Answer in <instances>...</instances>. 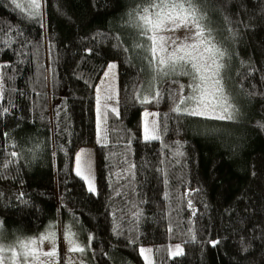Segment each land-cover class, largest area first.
Masks as SVG:
<instances>
[{
  "label": "trees",
  "instance_id": "trees-1",
  "mask_svg": "<svg viewBox=\"0 0 264 264\" xmlns=\"http://www.w3.org/2000/svg\"><path fill=\"white\" fill-rule=\"evenodd\" d=\"M140 3L44 0V14L33 19L0 0L3 227L23 236L62 219L84 244L93 237L95 264H146L143 246L152 247L153 264H264V0H197L225 51L223 83L238 110L231 121L176 114L165 95L152 104L135 98L134 85L154 74L132 47L138 40L131 14ZM111 60L119 68L118 114L109 111L105 147L97 142V96ZM146 109L161 114L159 141L140 138ZM129 142L139 195L116 197L109 173L122 157H109ZM89 144L98 195L75 170L78 148ZM158 167L167 171L166 186ZM176 245L182 254L172 256Z\"/></svg>",
  "mask_w": 264,
  "mask_h": 264
},
{
  "label": "snow or ice",
  "instance_id": "snow-or-ice-1",
  "mask_svg": "<svg viewBox=\"0 0 264 264\" xmlns=\"http://www.w3.org/2000/svg\"><path fill=\"white\" fill-rule=\"evenodd\" d=\"M11 2L22 12L27 10L33 19L43 15L44 0H25L24 3L11 0ZM131 15L138 40L132 47L144 53L143 59L147 60L154 72L147 86L144 82L134 85L135 98L142 104L157 103L164 98V93L167 91L173 102L171 112L218 121L233 120V106L227 102L222 83V70L225 68L222 61L225 51L217 45L212 29L205 22V14L198 7L197 0H141ZM225 19L228 18L225 17ZM41 26L43 27V24ZM181 32L184 33L183 36L178 35ZM0 33L6 34L2 28ZM87 51L91 52V49ZM116 67L115 63H109L104 77L107 78ZM173 77H187L188 82L184 84ZM165 78H170L167 89L162 87ZM2 80L4 76L0 75V81ZM172 85L176 87L172 88ZM4 92L3 83H0V99H5ZM113 100L114 96L110 92L105 95L104 111L101 113V101L97 96V142L105 147L108 146L109 141V130L105 126L109 111L118 114V109L108 103ZM2 111L7 113L9 109L5 107ZM144 116L152 117V119L143 121L140 137L142 141L150 143L161 140L162 132L156 119L161 114L145 110ZM164 116L166 117L167 114ZM3 135L8 136V133ZM164 147L168 146L164 145ZM10 155L15 157L17 153L12 152ZM116 155L122 158L113 165V169L119 170H112L109 173V187L112 188L116 197H127L129 192L139 195L136 193L135 179L137 165L131 159L130 142L124 146L123 152L112 153L109 159ZM176 155L180 156L183 153L177 151ZM76 161V175L86 182L89 193L98 195L91 165L89 164L86 169L82 166L81 154L77 155ZM159 163L163 165L164 159H161ZM156 171L160 173L161 183L166 186V169L158 167ZM121 181L126 182L121 183ZM23 195V193L20 194L21 197ZM188 195L189 192H186L185 196ZM168 196L169 194L165 192L164 198L167 199ZM143 202V200L140 201V203ZM187 203L189 208L194 209L190 199ZM192 214H196L195 210ZM113 215L115 216V212ZM141 215L142 212L134 213L136 219H139ZM2 226L3 221H0V228ZM55 227L54 224H50L46 232L39 236L18 239L11 245H5L0 241V264H62V261L64 264H75L73 256L68 254L79 253L83 257L87 251L91 250L92 236H89L87 244H83L79 242L78 233L73 231L72 226H66L63 239L67 243V252L62 253L57 247ZM120 229L121 225L115 223L113 231L119 234ZM45 241L50 242V250L45 251L41 248ZM217 243L219 241H212L213 246ZM156 251L158 252L159 249ZM152 252L151 248L139 249V254L146 264H153L150 258ZM171 254L172 256L181 255L182 249L176 245ZM80 264H85L84 259L80 260Z\"/></svg>",
  "mask_w": 264,
  "mask_h": 264
},
{
  "label": "rangeland",
  "instance_id": "rangeland-1",
  "mask_svg": "<svg viewBox=\"0 0 264 264\" xmlns=\"http://www.w3.org/2000/svg\"><path fill=\"white\" fill-rule=\"evenodd\" d=\"M19 2L24 3L25 0H19ZM43 10H44V5H43L42 11ZM43 24L45 25L44 20H43ZM178 35L183 36L184 33L181 32ZM109 63H115L117 65V67H116V69L113 70V72L109 73L107 78L104 77V73H103V75H102V77H101V79H100V81L98 83V96L100 97V101H101V104H100L101 113H103V111H104V109H103L104 97H105V95L109 94V92L114 96V100L113 101H109L108 103L118 109V81H119V79H118L119 78L118 61L117 60H111V61H109ZM106 70H107V67H106L105 71ZM153 75L154 74H152L148 79L146 78V80L143 81L145 86H147V83L151 80ZM173 78L178 79L181 83H184V84H186L188 82V78L187 77H173ZM169 79L170 78H165V82L162 85L163 88H165V89L169 88V84H168V80ZM222 83H223V80H222ZM171 87L175 88L176 85H172ZM223 87H224V95L227 98V102L230 104V101H229L230 99L228 100V97H227V95L229 94L228 93V89L224 85V83H223ZM166 92L164 93V95H165V102L164 103H165L166 107L171 109V107L173 106V102H172L171 98L169 97V95L166 94ZM232 106H233L234 117H236V115L238 113V110L235 107V104L232 105ZM146 110L149 111V112H158V110H156V109H146ZM145 119L151 120L152 117H145L144 116V120ZM156 119H157V123L159 124V117H157ZM105 126L108 128L107 123H106ZM78 154H81L82 166L85 169L88 167L89 164L91 165L92 172L95 175V184H96V187H97L95 145L89 144V145L80 146L78 148L77 152H76V157H77ZM76 157H75V170H76V165H77ZM0 221H2V220L0 219ZM52 224H54L56 226L55 227V231H56L57 247L62 253H66L67 252V243L63 239V235H64L65 227L66 226H71V225L69 223L63 222L62 219H59V220H57L56 222H54ZM47 229H48V227L44 228L43 230H41L39 232L33 233V234H28V235H23V236H18V235L17 236H12V234L8 233L4 229V227L2 226V228H0V241H2L5 245H11L18 239H23V238L30 237V236H39L40 234L46 232ZM73 231H74V229H73ZM79 242L84 244V242L81 241V240H79ZM41 248L43 250H45V251L50 250V248H51L50 242L49 241H45L41 245ZM142 248H151L152 249L151 246H143ZM68 255H72L73 256L75 264H80V260L81 259H84L85 264H95L90 259V255H89L88 251L83 257H81V254H79V253L68 254ZM150 258L153 261V252L150 254ZM62 264H64L63 261H62Z\"/></svg>",
  "mask_w": 264,
  "mask_h": 264
}]
</instances>
